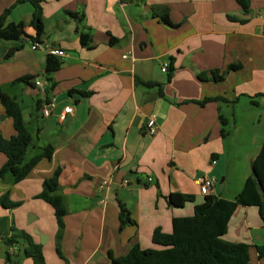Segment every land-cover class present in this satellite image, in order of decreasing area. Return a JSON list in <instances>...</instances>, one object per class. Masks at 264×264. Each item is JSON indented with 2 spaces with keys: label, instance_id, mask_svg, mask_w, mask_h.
Here are the masks:
<instances>
[{
  "label": "crops",
  "instance_id": "obj_1",
  "mask_svg": "<svg viewBox=\"0 0 264 264\" xmlns=\"http://www.w3.org/2000/svg\"><path fill=\"white\" fill-rule=\"evenodd\" d=\"M19 2L0 0V16L11 10L8 23L24 24L27 36L10 59L8 52L21 42L0 41V89L21 107L34 139L29 158L47 146L54 154L19 184L11 175L0 178V197L19 204L0 207V264H34L20 247L5 245L13 230L42 246L46 264H112L109 254L122 258L136 245L156 249V229L171 233L174 219L193 214L188 204H203L199 178L227 181L220 117L233 135L237 125L250 126V164L258 156L264 142V0H251L248 11L236 0H44L41 43L65 52L50 82L44 77L48 53L32 49L33 7ZM81 32L92 37L88 48ZM216 71L222 83L214 82ZM27 76L43 82L45 93L34 81L14 84ZM144 83L162 85L164 98ZM214 98L227 103L198 104ZM47 106L49 117L43 115ZM67 108L72 113L61 121ZM150 119L155 136L147 133ZM15 135L0 102V137ZM6 162L0 153V170ZM58 169L68 211L60 238L54 210L38 199ZM216 183L211 195L233 201ZM171 194L195 201L173 208ZM121 205L132 221L123 230ZM225 237L251 247V264H264L256 249L264 247L258 208L237 209Z\"/></svg>",
  "mask_w": 264,
  "mask_h": 264
},
{
  "label": "trees",
  "instance_id": "obj_2",
  "mask_svg": "<svg viewBox=\"0 0 264 264\" xmlns=\"http://www.w3.org/2000/svg\"><path fill=\"white\" fill-rule=\"evenodd\" d=\"M124 2L125 0H120ZM237 3L248 11L251 7V0H236ZM19 3H30L33 7V20L31 27L35 31V38L32 43H41V37L45 33L43 21L44 0H20ZM11 10L5 11L0 16V41L21 42V45L11 49L7 54V59L23 49L24 40L27 37L25 25L22 23H8ZM68 16L75 20H82L78 14L68 13ZM80 43L82 47L88 48L92 44V37L86 33H80ZM117 41L111 40V45ZM61 63L58 58L52 55L47 56V65L44 73L45 80L50 82V77L60 69ZM169 74V80L172 72ZM215 83H222L224 75L219 71L213 72ZM36 79L31 76L21 78L14 84H32ZM139 83H143L137 80ZM149 88H158L160 97L164 98L162 85L155 83H144ZM75 92H71L74 94ZM86 95V94H81ZM0 102L5 109L7 117L13 120L16 135L11 139L0 137V153L4 154L7 162L0 170V178L4 179L11 175L16 184L23 182L42 161L50 160L53 157L54 149L51 146L45 147L42 152L29 158V150L33 146V136L28 125L25 123L23 112L16 99L10 97L0 89ZM210 102L227 103L222 98L207 99L200 103L204 106ZM222 124V137L230 136L226 130L228 120L220 117ZM252 174L244 183L242 191L235 200L229 201L223 198L209 195L205 196L201 205L194 207L192 217L176 218L173 220V230L171 233H164L161 229H156L152 236V242L156 249H143L141 246H134L129 254L122 258H115L109 254L112 264H251V247L244 243H231L225 240L229 230L230 221L239 208L256 207L264 219V142L256 159L251 164ZM61 169H58L53 177L44 182L39 200L52 207L58 226V238L61 237L65 229V217L68 214L66 203L60 194L59 179ZM194 196L171 194L168 204L173 208H183L188 203H194ZM0 207L15 209L19 204L11 202L9 195L0 197ZM120 230L132 224L129 212L120 206ZM4 243L9 249L21 248L22 257L30 259L34 264H46L43 255V248L36 244L32 236L25 232L13 230L11 237L4 239ZM24 248H23V247ZM257 252L264 260V247H256ZM57 253L61 256L60 248L57 246ZM6 262L11 263V256L8 253Z\"/></svg>",
  "mask_w": 264,
  "mask_h": 264
},
{
  "label": "rangeland",
  "instance_id": "obj_3",
  "mask_svg": "<svg viewBox=\"0 0 264 264\" xmlns=\"http://www.w3.org/2000/svg\"><path fill=\"white\" fill-rule=\"evenodd\" d=\"M228 115V114H226ZM232 133L235 131L233 125L229 128ZM238 132V133H237ZM237 132L226 137V177L227 181L222 184V176L217 178V187L223 186L224 197L235 200L242 191L246 179L252 174L251 164V136L250 126L237 125ZM30 151V150H29ZM188 207H195L194 204H188ZM187 209H183L186 213ZM193 214L191 215V217ZM226 238V237H225Z\"/></svg>",
  "mask_w": 264,
  "mask_h": 264
},
{
  "label": "built area",
  "instance_id": "obj_4",
  "mask_svg": "<svg viewBox=\"0 0 264 264\" xmlns=\"http://www.w3.org/2000/svg\"><path fill=\"white\" fill-rule=\"evenodd\" d=\"M263 22H264V17H263ZM32 49L36 50V51H43L45 50L48 55H52L55 56L57 58H64L65 57V52H63L62 50H58V49H54L51 47H48L47 45H44L42 43H33L32 44ZM167 65L164 66V68L162 69L163 73H166L167 71ZM34 84L37 88L40 89L41 92L45 93V86L43 84V82L39 81L38 79H36L34 81ZM50 112H51V108L50 106H47L44 110H43V115L45 117H49L50 116ZM72 113V108H67L65 109L64 114L61 116V121H65L66 116L68 114ZM147 133L151 136H155L157 134V125L154 119H150L147 123ZM216 161L212 162V166L216 165ZM151 181V180H149ZM198 186H199V190H200V194L202 196H209L211 195L213 188L215 186L216 180L210 177H201L198 179L197 181ZM127 184V183H126Z\"/></svg>",
  "mask_w": 264,
  "mask_h": 264
}]
</instances>
